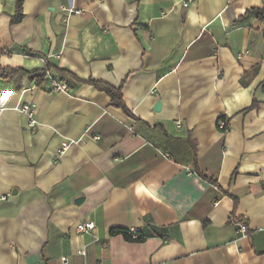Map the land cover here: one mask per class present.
Segmentation results:
<instances>
[{
	"label": "crops",
	"instance_id": "1",
	"mask_svg": "<svg viewBox=\"0 0 264 264\" xmlns=\"http://www.w3.org/2000/svg\"><path fill=\"white\" fill-rule=\"evenodd\" d=\"M17 1L0 0V264H264V0H23L13 21ZM48 62L69 91L31 78ZM89 78L191 136L208 178ZM149 223L162 234L112 232Z\"/></svg>",
	"mask_w": 264,
	"mask_h": 264
},
{
	"label": "trees",
	"instance_id": "2",
	"mask_svg": "<svg viewBox=\"0 0 264 264\" xmlns=\"http://www.w3.org/2000/svg\"><path fill=\"white\" fill-rule=\"evenodd\" d=\"M247 14H256L259 17H264V8H253L247 12ZM245 14L241 18H239L236 22L244 19L246 17ZM23 16V0L17 1V12L15 16H13V21H19ZM23 71L20 69H7L2 71L1 76L8 77L11 74ZM58 71L63 77L65 75H71L67 70L58 68ZM47 72H52V65L48 62L46 63L45 67L41 70H35L30 73L31 78L36 79L37 83L40 84L45 78L48 77ZM52 74V73H51ZM82 81L92 83L96 87L105 90L109 93L112 98V104L123 108V110L131 116L137 123H139L140 128L144 127L146 130L151 132H158V134L162 137L161 146L163 149L168 152L175 161L184 163L187 165H191L193 169L208 178L205 174L201 172L198 167V159H197V150H196V142L191 138V136L187 137H177L169 134L162 125H154L151 126L146 121L142 120L141 118L137 117L132 113V111L128 108L121 91V88L115 87L111 84H108L103 81L94 80L92 78L84 79ZM211 182H215L213 179L210 178ZM233 222L235 223L238 218H232ZM113 233H122L123 236L130 241H144L149 236L161 235L160 228L149 223V225L145 229H137L135 232H132L130 229H122V228H114L112 230Z\"/></svg>",
	"mask_w": 264,
	"mask_h": 264
},
{
	"label": "built area",
	"instance_id": "3",
	"mask_svg": "<svg viewBox=\"0 0 264 264\" xmlns=\"http://www.w3.org/2000/svg\"><path fill=\"white\" fill-rule=\"evenodd\" d=\"M194 1H196V0H184V5L188 6L190 3L194 2ZM67 10L69 11V13L82 11L81 9H76L74 7H69V8H67ZM55 56L60 57V54H55ZM47 75L51 78V89L52 90H54V91H69V89H70L69 85L65 81H62V80H59V79L53 77L50 72H47ZM0 104H1V102H0ZM3 108H5V107H2L0 105V110H2ZM16 108L28 116L30 126H32V127L36 126L37 121H36V117H35V114H36L35 105L25 103V104H22L20 106H17ZM220 125L224 129H226V127H227V123L224 121L221 122ZM235 223L238 227V232L240 233L241 236L245 237V236L250 235L251 230H250V228H249V226L245 220L238 218ZM94 229H95V222L92 220L83 222V223L79 224V226H78V230L81 232H89V231H93ZM130 230L132 232H135L137 229L131 228ZM104 245H106V244H104ZM80 253L86 254V251L81 250ZM61 260L63 261L64 264H67L69 261V258H68V256H62Z\"/></svg>",
	"mask_w": 264,
	"mask_h": 264
},
{
	"label": "water",
	"instance_id": "4",
	"mask_svg": "<svg viewBox=\"0 0 264 264\" xmlns=\"http://www.w3.org/2000/svg\"><path fill=\"white\" fill-rule=\"evenodd\" d=\"M159 105H160V103H158V106H159ZM158 106H157V107H158ZM81 199H82V197L77 198V199H76V202H79Z\"/></svg>",
	"mask_w": 264,
	"mask_h": 264
}]
</instances>
